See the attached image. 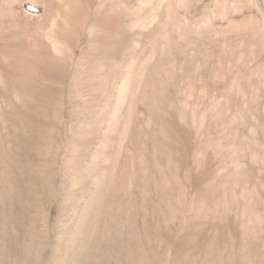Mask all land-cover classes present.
Returning a JSON list of instances; mask_svg holds the SVG:
<instances>
[{
    "label": "rangeland",
    "instance_id": "374dc122",
    "mask_svg": "<svg viewBox=\"0 0 264 264\" xmlns=\"http://www.w3.org/2000/svg\"><path fill=\"white\" fill-rule=\"evenodd\" d=\"M86 1L0 0V264H264V95L189 118L190 38L153 54L122 13L161 0Z\"/></svg>",
    "mask_w": 264,
    "mask_h": 264
},
{
    "label": "bare ground",
    "instance_id": "6f19581e",
    "mask_svg": "<svg viewBox=\"0 0 264 264\" xmlns=\"http://www.w3.org/2000/svg\"><path fill=\"white\" fill-rule=\"evenodd\" d=\"M84 1L87 2L86 0H84ZM140 1L142 3L145 0H140ZM149 2H151V0ZM149 2L147 1V3H149ZM152 2H151V4H152ZM212 3H215V4L220 3V5H222L224 7L218 9L219 12L216 13V15H213V16L210 15L211 20L208 21V23H206V25H202V26L197 25V22H198V21H196L197 20L196 19L197 13H199L200 11H202V12L205 11L208 7H210V5ZM225 6H227V7L225 8ZM161 7H162V9H160ZM141 8H142V6H141ZM160 8L159 9L162 10V15H158V13H157L158 11H157L155 13H151L148 16H145L142 13L143 10H141V9L139 10V8L133 9V7H130L129 5H124L123 9H122V13L127 18L135 21L134 26L137 29V32L135 33V35H137L136 38H138V39H141L142 37H144L145 34L147 33L148 29L151 28V26L153 24H155V27L154 26L153 27L155 28L156 34L153 35L154 39L152 40L153 43H152V46L150 47L153 49V50L151 49V51H153V54H156V53H154L155 44L159 45L160 43L157 44L155 42L159 41V39H161V42H163V55L165 54L168 56L167 58H169V56L172 54V50L179 43H182L184 41L186 43V40H188L190 38L189 39L190 41L188 40L186 50H183L184 53L186 54V57H187L186 61H188V63L186 62L185 67L180 69L182 71L181 72L182 75L185 78L184 79L185 81L183 83V88H184L183 93L186 96V99L187 98L189 99V102H187V105H188V108H190V111L189 110H188L189 112L185 111L186 115L189 118L196 121L198 116L201 114V110H203L202 111V117H203L202 119L207 123L208 121L214 119L216 117V115L220 119H224L222 121H227L229 115L235 111L237 112V114L242 113L244 115H246L247 113L256 111L255 110L256 106H254L251 103L245 105L244 109L240 108L239 106H241V105L238 106L237 103L240 102L238 100L239 99L238 96H243V97L251 96V92H253L254 90L258 94L264 95V61H263V59H264V0H161L160 1ZM116 10H117V8H116ZM156 10H157V8H156ZM146 12H147V10H146ZM119 14H120V12L117 15H119ZM181 14H183V16ZM101 16H103V15L101 14ZM107 18H109V17H107ZM218 18H221L224 20L227 19L228 20V22H226L227 24H224V23L220 24L218 22ZM183 20H184V22H182ZM101 22H102V20H101ZM129 28L130 27H128V29ZM93 31H95V30H93ZM151 31L153 32V30H151ZM151 31H149V32H151ZM203 31H205V32H203ZM201 32H203V33H201ZM100 33L98 32L99 35H100ZM199 39L200 40L203 39L202 40L203 42L200 41L201 43H203L202 46H205L206 48L209 49V51L208 50L206 51L203 48L206 51V53H205V51L203 53V50L200 51V49L202 47H199L200 46V44H199L200 42H198ZM204 41H205L206 45H208V46L205 45ZM161 45H159V46H161ZM137 48L138 47H136V49ZM158 51H156V52H158ZM152 59L153 58H151V60ZM158 62H159V60H158ZM166 63L168 65V62H166ZM164 64H165V62L158 64L157 65L158 67H155V71L157 69H158L157 71H159V69H161V70L164 69V71H165L164 73L166 75L165 81L168 84L170 81H172V78H174V76H175L174 74H175L176 69L173 67L172 68L167 67ZM132 68H134V66ZM142 68H144V67L142 66ZM134 69H136V67ZM148 72H150V71H148ZM154 73L156 74V72H154ZM160 74H161V72H160ZM131 75H133V74H131ZM152 75L154 76V74H152ZM147 77H148V75L145 78L147 79ZM125 78H127V77L123 78V80H125V83H124L125 89H127L128 87L131 88V86H129V85H130V83H132V82H130L132 80L131 79L132 76L130 78H128L127 80ZM140 78H142V77H140ZM140 78H139V81L141 82ZM148 79H149V77H148ZM149 80H151V78ZM137 81H138V79H137ZM144 82H146V81H144ZM151 83H152V81H151ZM138 86L140 88L141 85L139 84ZM142 86H143V84H142ZM133 87H134V84L132 85V88ZM121 91L122 90H120V93H122ZM142 91L143 90L141 89L140 90L141 94H143ZM151 91H152V89H151ZM124 93L128 94L127 91L124 92V90H123V96L126 95ZM132 93H133V91H132ZM137 93L138 92L136 91V93H134V94H137ZM237 100H238V102H237ZM240 100H241V98H240ZM247 103H249V102H247ZM199 106H202V109L196 108ZM221 117H224V118H221ZM244 119H245V117H244ZM259 119H261V118H259ZM230 124H232V123L230 122ZM224 125L225 126L221 125V126H223V128L221 129L222 133H225L228 130L226 127V123ZM232 126H233V124H232ZM260 126H261V123H260ZM210 127H212V126L210 125ZM261 128H260V130H261ZM206 129H207V127H206ZM231 129H233V128L231 127ZM235 129H237V128H235ZM209 130H205L206 131V137H208V135L209 136L211 135V134H209ZM205 131H203V132L205 133ZM239 131H240V129H239ZM208 139H210V138H208Z\"/></svg>",
    "mask_w": 264,
    "mask_h": 264
}]
</instances>
